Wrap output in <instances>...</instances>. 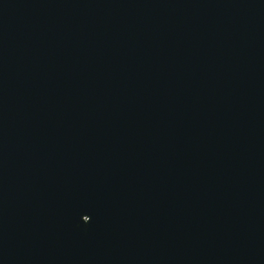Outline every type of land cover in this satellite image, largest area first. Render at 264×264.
<instances>
[{"label":"water","instance_id":"obj_1","mask_svg":"<svg viewBox=\"0 0 264 264\" xmlns=\"http://www.w3.org/2000/svg\"><path fill=\"white\" fill-rule=\"evenodd\" d=\"M0 264H264V0H0Z\"/></svg>","mask_w":264,"mask_h":264}]
</instances>
